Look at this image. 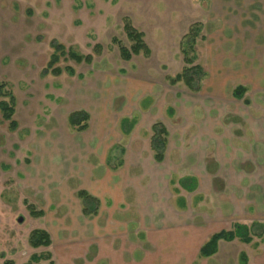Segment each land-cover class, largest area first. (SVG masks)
<instances>
[{
	"label": "rangeland",
	"instance_id": "obj_1",
	"mask_svg": "<svg viewBox=\"0 0 264 264\" xmlns=\"http://www.w3.org/2000/svg\"><path fill=\"white\" fill-rule=\"evenodd\" d=\"M126 20L149 57L121 59ZM54 42L94 63L62 57V74L45 73ZM183 50L206 73L197 93L168 82L186 67ZM0 84L17 123L0 113V264H240L242 253L264 264L257 238L198 257L233 224L264 223V0H0ZM79 110L91 115L81 133L67 121ZM157 122L169 131L161 164L150 150ZM185 176L199 179L197 192L182 189ZM85 188L101 199L95 217L82 213ZM37 230L49 247H33Z\"/></svg>",
	"mask_w": 264,
	"mask_h": 264
},
{
	"label": "trees",
	"instance_id": "obj_2",
	"mask_svg": "<svg viewBox=\"0 0 264 264\" xmlns=\"http://www.w3.org/2000/svg\"><path fill=\"white\" fill-rule=\"evenodd\" d=\"M198 30L191 29L189 34V39L191 40V48L196 43V39L199 37L201 32L200 26L196 27ZM124 30L129 41L132 43L130 49L119 45L120 57L123 61H130L133 57L144 55L149 57L151 51L148 45L144 41V34L135 29L129 21H125ZM54 53L51 58L49 67L45 73L49 72V69L55 67L59 63L62 57H68L75 61L78 64L92 65L94 63V56L89 55H79L74 51H66V48L62 44L53 43L52 45ZM93 52L96 56L101 55L102 46L96 45L93 48ZM184 62L186 67L184 70L174 78L168 79V82L171 86H176L178 84H183L185 87L194 93H197L201 90L202 80L206 77V73L200 65L194 64V58L188 57V51L183 50ZM65 71L69 75H75V71L67 67ZM64 71L61 68L52 69L51 73L55 75H60ZM81 78V77H80ZM6 88L5 84H0V97H4L6 93L4 92ZM246 93L244 87H238L233 92V96L237 99H242ZM0 113L3 116L4 120L9 121L10 126L13 128L17 127V123L14 120L15 115V99L11 98V102H6L0 98ZM90 114L85 110H79L72 112L68 116V125L69 127L76 132H85L89 128ZM138 123L137 118H123L120 121V129L124 136H129ZM169 144V131L166 126L157 122L151 127V139H150V149L153 154V159L156 163L161 164L166 159L167 148ZM122 155L125 154V148H121ZM124 165V160L120 159L119 164L116 167H113L108 159V166L113 170L115 168H121ZM180 186L182 189L189 193H194L198 188V181L195 177H185L180 180ZM77 197L81 202L82 213L85 217H95L98 215L101 201L89 194L87 191L80 190L77 192ZM179 207L185 209L186 201L184 199L178 200ZM35 214V213H33ZM42 213L36 214L40 216ZM259 239L264 241V223L254 222L251 225L236 223L231 229L220 231L212 235L209 240L201 247L199 258L200 259H209L215 256L219 250V244L221 242L232 243L234 241H239L242 244H252L254 239ZM31 244L33 247H49L51 245V238L46 231L37 230L34 231L31 238ZM240 264H248V257L246 254L242 253L240 255Z\"/></svg>",
	"mask_w": 264,
	"mask_h": 264
},
{
	"label": "crops",
	"instance_id": "obj_3",
	"mask_svg": "<svg viewBox=\"0 0 264 264\" xmlns=\"http://www.w3.org/2000/svg\"><path fill=\"white\" fill-rule=\"evenodd\" d=\"M88 113H89V112H88ZM89 114H90V113H89ZM90 117H91V115H90ZM137 125H138V123H137ZM137 125H136V126H137ZM153 125H154V124H153ZM153 125H152V126H153ZM152 126H151V127H152ZM119 131H120V133L122 134L121 129H120V123H119ZM122 136H124V135L122 134ZM124 137H127V136H124ZM150 150H151V149H150ZM111 151H112V149H111ZM111 151H110V152H111ZM110 152L108 153L109 156H110ZM125 153H126V150H125ZM109 156H108V157H109ZM108 157H107V159H108ZM123 160H124V165H125V156H124ZM106 163H107V162H106ZM124 165H123V166H124ZM107 166H108V165H107ZM123 166H122V167H123ZM107 170H109V171H116V170H112L109 166L107 167ZM107 172H108V171H106V170L103 171V173L101 174L100 180H99V179H98V180L100 181V184H103V183H104V184H109V186H110V185H111V184H110V183H111V180H110L109 175H108ZM185 177H195V176H185ZM195 178H196L197 181H198V188H197V190L195 191V192H197V191L199 190V188H200V181H199V179H198L197 177H195ZM109 180H110V181H109ZM100 184H99V185H100ZM104 184H103V185H104ZM103 185H102V186H103ZM83 190H84V191H87V192H88L89 194H91L92 196H94V197L98 198L99 200H101L98 196H96V195L93 194V192L91 191L90 188H85V189H83ZM79 191H80V190H79ZM186 206H187V202H186ZM233 225H234V224H233ZM233 225H232V226H233ZM222 231H223V230H222ZM205 243H206V242H205ZM205 243H204V244H205ZM222 243H225V242H221L220 244H222ZM204 244H203V245H204ZM220 244H219V247H220ZM203 245H202V246H203ZM246 245H247V244H246ZM249 245H250V244H249ZM202 246H201V247H202ZM201 247H200V249H201ZM200 249H199V253H200ZM199 253H198V257H199ZM248 262H249V260H248Z\"/></svg>",
	"mask_w": 264,
	"mask_h": 264
},
{
	"label": "water",
	"instance_id": "obj_4",
	"mask_svg": "<svg viewBox=\"0 0 264 264\" xmlns=\"http://www.w3.org/2000/svg\"><path fill=\"white\" fill-rule=\"evenodd\" d=\"M19 222H22V219H20Z\"/></svg>",
	"mask_w": 264,
	"mask_h": 264
}]
</instances>
